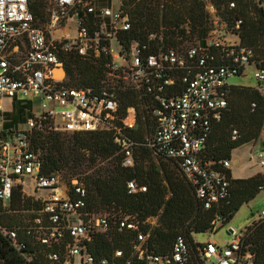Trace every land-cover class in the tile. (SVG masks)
Masks as SVG:
<instances>
[{
	"label": "built area",
	"instance_id": "obj_1",
	"mask_svg": "<svg viewBox=\"0 0 264 264\" xmlns=\"http://www.w3.org/2000/svg\"><path fill=\"white\" fill-rule=\"evenodd\" d=\"M47 13L44 27H36L27 0H2L0 4V110L3 98L39 102V114L27 118L24 130L0 131V208L10 213L15 191L40 204L37 211L22 212L21 223L0 224V237L27 262L31 260L25 252L29 241L60 250L46 253L51 263L75 264L77 259L78 264H96L85 242L95 233L109 231V217L85 211L86 191L77 178L63 187L58 171L43 175L42 160L32 150L30 139L33 131L44 129L64 134L108 132L120 148L121 165L132 167L134 143L125 131L133 129L136 109L129 107L123 118L119 116L118 94L125 91L135 93L142 103L143 95L148 97L153 131L144 137L145 145L155 156L174 163L203 208L208 210L226 199V176L200 158L205 138L227 106L232 87L228 79L242 75L246 66L253 67L255 89L264 99V69L251 61L253 51L239 44L238 35L221 38L210 32L202 45L195 42L163 49L161 38L155 35L144 44L124 39L131 23L119 7L98 10L93 0H49ZM240 25L241 20H235L233 29L239 30ZM71 53L103 58L104 77L98 86H65L59 55ZM175 82L180 90L169 95ZM254 108L252 103L251 111ZM259 135L264 136V118ZM237 137L232 130L231 140ZM251 158L264 172V152H253ZM220 164L227 169L229 160ZM126 189L128 193L145 192V186L134 181L126 182ZM211 225L205 244L193 241L190 245L177 236L170 252L162 256L148 251V235L138 232L134 251L149 264H251L250 254L241 248V233L234 232L227 245L219 246L211 241L216 222ZM123 230L138 231L137 222L120 218L117 231ZM120 254L116 251L114 257Z\"/></svg>",
	"mask_w": 264,
	"mask_h": 264
},
{
	"label": "trees",
	"instance_id": "obj_2",
	"mask_svg": "<svg viewBox=\"0 0 264 264\" xmlns=\"http://www.w3.org/2000/svg\"><path fill=\"white\" fill-rule=\"evenodd\" d=\"M210 4L217 16L226 23L229 33L238 35L239 44L253 51L252 62L264 69V0H120L119 8L131 23V30L124 39L146 43L150 35L161 38L163 49L179 48L187 44L200 45L212 31V24L206 10ZM233 3V7H229ZM27 7L33 16L36 27H44L48 20L46 0H27ZM241 20L239 30L233 29L235 20ZM235 31V32H234ZM65 73V86L70 88L96 87L104 77L103 58H82L73 53L59 55ZM180 90V84L168 90V94ZM120 101L119 116L123 118L126 109H136L133 129L125 134L134 146L132 148L133 166L121 165L120 148L113 142L108 132L64 134L58 132L33 131L30 139L32 150L42 160L41 173L68 170L70 180L75 169L84 170L105 161V167L77 178L86 191L85 211L89 214L107 212L110 229L107 233H95L85 242L88 253L95 263L106 260L107 264H149L138 259L134 251L137 233L148 235L146 248L155 256L170 252L174 239L183 236L192 245L194 234L211 231V223L219 227L227 224L234 213L244 204L252 201L264 191V175L249 179H232L228 169L221 162L230 159L233 149L256 141L264 118V99L255 88L232 86L227 106L218 122L211 125L200 158L211 169L222 172L229 182L228 197L210 209L203 208L195 198L190 185L178 172L170 160L155 156L145 145L146 133L153 131L152 122H143V113L150 116L148 97L143 95V103L130 91L118 94ZM254 103L253 111L250 105ZM143 105V109L141 108ZM236 130L238 137L231 140V131ZM153 157L158 159L157 163ZM172 165V167L170 165ZM86 171V170H85ZM134 181L145 186L144 193H128L126 182ZM40 209L38 201L30 197H20L14 192L9 204L10 213H2L0 224L16 225L23 219L15 216L28 210ZM129 217L137 222L138 231H117L118 220ZM156 219L151 226L147 220ZM215 230L217 226L215 225ZM241 248L251 256V264H264V217L248 225L241 232ZM120 251L119 257L114 253ZM26 253L31 254L29 262L15 252L0 237V264H58L45 258L48 252H60L57 248H47L40 243L27 241Z\"/></svg>",
	"mask_w": 264,
	"mask_h": 264
},
{
	"label": "rangeland",
	"instance_id": "obj_3",
	"mask_svg": "<svg viewBox=\"0 0 264 264\" xmlns=\"http://www.w3.org/2000/svg\"><path fill=\"white\" fill-rule=\"evenodd\" d=\"M47 1V9L49 0ZM120 0H93V4L96 9L101 8H110L111 10H116L119 7ZM206 10L209 14V18L211 20L212 24V31L217 34V36L223 38L229 33V28L227 27L226 23L221 21V19L217 16L216 10L210 5L206 4ZM59 35V32L57 33ZM75 32L71 31L70 35L74 36ZM231 39H235L234 36H229ZM237 40V38H236ZM235 40V41H236ZM239 40V38H238ZM114 51L118 52V49L116 45L114 46ZM253 67L252 66H246L244 69V72L242 75L237 77H232L228 79V85L231 86H242V87H249V88H256L257 82L253 78ZM38 100H31L30 102H27L22 97L17 98H3L2 99V105H1V118H0V131H20L24 130L26 128L25 121L27 118H29L31 115L36 117L39 114L38 109ZM143 122H152L153 120L149 115H146L143 113ZM150 132L146 133L145 136H147ZM250 159V156L247 157ZM153 160L157 163L158 159L156 157H153ZM107 160L105 161H96L95 165L91 167H87V169L84 170V166L81 169H75V175L73 178H81L84 175L92 172L95 169H98L99 167H105ZM170 165V164H169ZM172 167V165H170ZM60 177L62 178L61 185L63 187H66V183L70 180L71 173L68 170H61L58 171ZM27 191L30 190L29 185L26 186ZM264 204V193H260L253 201L250 203L242 205L233 215L231 220L223 225L222 227H219V223L217 222L216 226L217 229L213 233L211 237V241H213L215 244L219 246H225L227 245L232 236L229 234L228 230L232 229L235 233H241L243 230L252 223L256 217H257V211H260V208ZM259 209V210H258ZM97 215H104L107 214V212L101 211L96 213ZM24 213H18V215H15L18 220L24 218ZM147 222L154 226L156 224V219H148ZM208 238L207 233H201V234H194L192 236V239L194 242L205 244ZM75 264H78V260H75Z\"/></svg>",
	"mask_w": 264,
	"mask_h": 264
},
{
	"label": "crops",
	"instance_id": "obj_4",
	"mask_svg": "<svg viewBox=\"0 0 264 264\" xmlns=\"http://www.w3.org/2000/svg\"><path fill=\"white\" fill-rule=\"evenodd\" d=\"M257 151L264 152V136L262 135H259L256 141L243 144L231 151L229 167L227 169L229 170L232 179H249L256 175H264L261 168L256 164L254 159L251 158V154ZM248 156H250V159L247 158ZM261 192L264 193V191H260L255 198ZM257 214L258 215L253 222L264 217V204H262L260 211H257Z\"/></svg>",
	"mask_w": 264,
	"mask_h": 264
},
{
	"label": "water",
	"instance_id": "obj_5",
	"mask_svg": "<svg viewBox=\"0 0 264 264\" xmlns=\"http://www.w3.org/2000/svg\"><path fill=\"white\" fill-rule=\"evenodd\" d=\"M228 232H229V234H230L231 236H232L233 233H234V231H233L232 229H229Z\"/></svg>",
	"mask_w": 264,
	"mask_h": 264
},
{
	"label": "clouds",
	"instance_id": "obj_6",
	"mask_svg": "<svg viewBox=\"0 0 264 264\" xmlns=\"http://www.w3.org/2000/svg\"><path fill=\"white\" fill-rule=\"evenodd\" d=\"M0 4H2V0H0Z\"/></svg>",
	"mask_w": 264,
	"mask_h": 264
}]
</instances>
